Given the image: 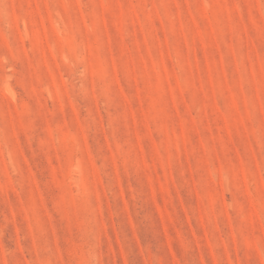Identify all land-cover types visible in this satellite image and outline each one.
I'll use <instances>...</instances> for the list:
<instances>
[{
    "label": "rangeland",
    "instance_id": "374dc122",
    "mask_svg": "<svg viewBox=\"0 0 264 264\" xmlns=\"http://www.w3.org/2000/svg\"><path fill=\"white\" fill-rule=\"evenodd\" d=\"M0 264H264V0H0Z\"/></svg>",
    "mask_w": 264,
    "mask_h": 264
}]
</instances>
